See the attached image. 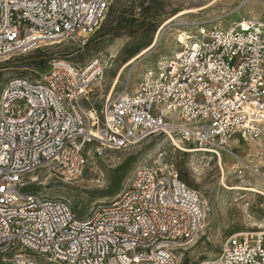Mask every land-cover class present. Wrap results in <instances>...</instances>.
Returning a JSON list of instances; mask_svg holds the SVG:
<instances>
[{
  "label": "built area",
  "instance_id": "2783aa9c",
  "mask_svg": "<svg viewBox=\"0 0 264 264\" xmlns=\"http://www.w3.org/2000/svg\"><path fill=\"white\" fill-rule=\"evenodd\" d=\"M112 0H0V58L93 34ZM200 28L164 67L100 116L83 103L100 63L55 59L0 94V260L3 264H176L207 211L200 194L159 166L134 170L113 200L78 217L47 178H80L92 149L121 150L152 135L217 154L234 133L264 124V21ZM199 264H264V232L227 237Z\"/></svg>",
  "mask_w": 264,
  "mask_h": 264
},
{
  "label": "rangeland",
  "instance_id": "374dc122",
  "mask_svg": "<svg viewBox=\"0 0 264 264\" xmlns=\"http://www.w3.org/2000/svg\"><path fill=\"white\" fill-rule=\"evenodd\" d=\"M187 10L195 13L180 16ZM251 14L258 15L256 21H264V0H112L93 34L85 38L73 36L23 55L1 57L0 94L9 79L36 77L48 70L52 60H65L77 66L97 61L101 72L83 106L100 116L107 100L124 91L132 92L147 71L156 72L161 58L172 57L179 34L198 35L200 28L211 26L225 30L233 25L231 22L253 20ZM154 42L148 53L122 70L131 58ZM118 76L119 81L114 84ZM260 128L258 137L248 138L263 144L264 124ZM244 144V148L227 145L220 152L222 168L215 155L181 152L163 135H152L125 149L103 150L101 155L94 152V146L82 176L76 181L66 184L47 178L33 190L40 195L66 199L75 214L83 217L96 205L119 195L136 168L153 165L173 170L209 207L202 228L176 254L179 264H199L215 257L230 235L264 232V153L257 155L248 150V143ZM222 178L228 186L254 188L259 193H224L220 190Z\"/></svg>",
  "mask_w": 264,
  "mask_h": 264
},
{
  "label": "bare ground",
  "instance_id": "6f19581e",
  "mask_svg": "<svg viewBox=\"0 0 264 264\" xmlns=\"http://www.w3.org/2000/svg\"><path fill=\"white\" fill-rule=\"evenodd\" d=\"M199 11V10H198ZM189 13H195L194 11L192 10H187L186 12H183L181 15H184V14H189ZM251 19L255 20L258 18V15H255V14H251L250 16ZM245 19H242L241 21H244ZM233 25L234 24H237V23H234V22H231ZM195 35H190V34H187L186 32H183L181 34H179L177 36V43L179 42H182V43H186L185 42V39L187 40H190V39H194ZM61 42H55V43H50L48 45H56V44H60ZM155 45V42L149 46L148 48H146L144 51H142L141 53H139V55L131 58L125 65L124 67L122 68L125 69L126 67H128L129 65L131 64H134V62L139 59L140 57H142L143 55H145L146 53H148L152 47H154ZM170 59V58H169ZM168 59V60H169ZM168 60H166L165 58H161L158 62H157V69H161L162 67L165 66V64L168 62ZM149 75H150V72L147 71V73L143 76V79L141 82H144V81H147V79L149 78ZM119 76L114 80V84H117L118 81H119ZM124 93H126V91H124ZM237 134V135H236ZM239 134V135H238ZM261 134V133H260ZM262 136L264 137V131H263V134ZM244 142L248 143V150L250 151H253L255 154L259 155L261 153V155L264 153V143H260V142H256L255 140L253 139H249L246 134L244 133H234V135L232 136V138L227 142V145H229V148H244L246 147V144H244ZM229 143V144H228ZM173 144L177 147V149L181 152H184V153H196V152H200L199 150H194L192 149L191 147H186V148H182L180 143L174 141ZM228 148V146H227ZM101 149L99 148H95L94 152H97V151H100ZM250 153V152H248ZM215 156L217 157V164L219 165V167L222 168V159H221V155L220 153H217L215 154ZM222 170V169H221ZM224 178V177H223ZM222 178L221 180V191H223L224 193H227V194H232V193H236V192H239V191H245V192H252V193H256L258 194L259 192L257 190H255L254 188H244V187H241V186H228L227 184H225L224 182V179ZM229 196V195H228ZM236 199V198H235ZM207 203V202H206ZM207 212H209V207H208V204H207ZM206 215V214H205ZM205 218V216H204ZM203 225V224H202ZM202 225H201V228H202ZM200 228V229H201ZM177 259V264H179V260H178V257L176 258Z\"/></svg>",
  "mask_w": 264,
  "mask_h": 264
}]
</instances>
